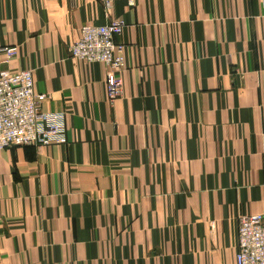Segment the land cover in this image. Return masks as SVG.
I'll return each instance as SVG.
<instances>
[{
	"label": "crops",
	"instance_id": "obj_1",
	"mask_svg": "<svg viewBox=\"0 0 264 264\" xmlns=\"http://www.w3.org/2000/svg\"><path fill=\"white\" fill-rule=\"evenodd\" d=\"M110 1L0 0V72L31 71L67 138L0 152V264H236L264 212V0ZM115 21L110 102L69 49Z\"/></svg>",
	"mask_w": 264,
	"mask_h": 264
},
{
	"label": "built area",
	"instance_id": "obj_2",
	"mask_svg": "<svg viewBox=\"0 0 264 264\" xmlns=\"http://www.w3.org/2000/svg\"><path fill=\"white\" fill-rule=\"evenodd\" d=\"M111 8L110 0H99ZM135 7L136 0H126ZM122 21L107 25H85L70 47L71 56L88 64H104L107 95L110 102L121 97L123 82L118 76L125 64L124 46L116 41L125 29ZM7 59L17 55V48H5ZM47 96L34 92V77L25 70L13 74L0 72V152L20 146L66 144L65 114L43 112L40 104ZM236 264H264V212L239 218Z\"/></svg>",
	"mask_w": 264,
	"mask_h": 264
}]
</instances>
